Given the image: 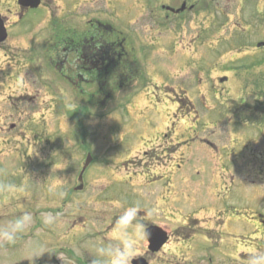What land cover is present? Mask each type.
Segmentation results:
<instances>
[{
  "label": "rangeland",
  "instance_id": "374dc122",
  "mask_svg": "<svg viewBox=\"0 0 264 264\" xmlns=\"http://www.w3.org/2000/svg\"><path fill=\"white\" fill-rule=\"evenodd\" d=\"M207 1L208 6L202 4L181 15L180 20L165 25L134 21L142 13L138 4L131 15L121 14L122 20L116 22L108 21L109 15L90 3L81 10L87 18L75 21L59 3L52 8L55 19L48 21L42 10H36L31 14L35 23L21 30L20 26L0 46L6 50H0V263L4 260V248L6 261L19 264L32 261L40 246L62 245L59 239H47L46 233L40 235L36 226L41 222L49 230L52 225L66 224V209L80 210L59 205L64 201L63 195L49 188L55 189L57 183L60 188L62 179L56 182L54 173H60L63 162L76 165L84 161L88 152L93 156L86 177L90 184L85 189L91 241H102L95 227L105 222L111 224V217L118 216L133 201H142L145 193L162 192V184L169 186L168 198L172 195L183 200L170 197L162 204L157 197L160 203L152 209L153 218L171 230L184 227L185 216L200 218L204 211L200 209L204 185L190 189L189 177L187 181V175L181 180L188 171L185 168L174 175L167 169H157L155 166L163 160H152L155 155L151 151L144 154L157 138L159 144L165 140L168 145H176L181 134V141L195 134L197 140L202 136L213 143L216 149L195 142L177 148L182 149L184 166L193 167L190 171L194 182L202 180L204 167L206 175H211L219 164L229 162L235 181L240 182L233 204L244 208L240 202L243 199L245 205L258 207L264 214V126L259 130L257 125L264 116H250L257 113L259 105L263 106L264 51L244 52L264 42V0ZM92 20L111 23L126 36V48L130 51L122 57L130 67L121 74L117 70L103 75L107 85L101 93L93 82L98 75L79 71L72 65V56L59 50L67 34L80 31L78 28L84 25L94 28ZM15 46L24 52L14 50ZM91 77L93 80L89 81ZM182 97L203 114L201 122L191 130L192 121L176 118ZM245 123L249 124L246 128ZM167 132L169 139H163ZM221 136L226 142L221 141ZM245 144H251V148L246 149ZM252 149L260 153V167H247ZM171 156L174 158L166 157L167 162L177 161V153ZM210 157L219 163L216 168L203 162V158L211 162ZM44 164L54 166L46 169ZM147 170L166 171L167 176L160 183L144 186L140 175ZM196 171H200L198 175ZM221 171L224 173L221 169L217 173ZM207 197V203L214 204ZM185 200L186 205L179 206ZM192 200L195 201L188 202ZM38 209L48 211L40 213ZM196 210L197 214H192ZM195 228L190 234L196 240L195 256L184 255L189 264H243L241 260L246 259L253 264V257L259 252L238 245L226 246L220 235L209 232L210 228L208 231L201 224ZM234 228L218 232L226 234ZM15 230L18 231L14 235ZM8 233L12 234L11 240L6 238ZM240 233L248 235L245 231ZM261 235L264 239V232ZM236 240L241 239L237 236ZM180 245L189 248L186 243ZM171 247L174 245L169 246L167 255ZM143 248L140 241L133 240V257H147ZM245 252L248 254L244 255Z\"/></svg>",
  "mask_w": 264,
  "mask_h": 264
},
{
  "label": "flooded vegetation",
  "instance_id": "af4514ba",
  "mask_svg": "<svg viewBox=\"0 0 264 264\" xmlns=\"http://www.w3.org/2000/svg\"><path fill=\"white\" fill-rule=\"evenodd\" d=\"M59 3H61V9L66 12L67 16L73 15L75 21L79 19L82 21L87 18V15L81 12V10L84 11L86 5L90 3L101 7L105 11V14L109 15L108 21L116 20V22L122 20L120 17L121 14L127 15L128 13L131 15L133 9L137 7L135 5L138 4L142 13L135 17L134 21H138V23L144 22L146 24L156 23V25H165L169 21H178L181 19V15L188 14L195 8H200L202 4L208 6L207 0H134V2L133 0H39L37 7L32 9L22 5L19 0H0V18L7 30V39L5 42L0 43V46L4 45L7 40L12 37L13 33H16V30L19 29L20 26H22L20 30L26 26L30 28L35 23L31 14L36 10H42L45 13L44 18H48V21H52L53 17L55 19V13L52 12V8L59 6ZM72 22L74 23L73 19ZM92 22L94 23V28L90 29L89 26L85 27V25L79 27L78 29H80V31H73L71 34H67L60 42V49L59 46L57 49L61 52H69L72 56V65H74L75 68L84 72L97 74L100 78V81H97L98 90H100L99 92L101 93V90L106 87V81L103 75H107L109 72L115 73V70H120L122 66H124L122 63L123 52L130 51L126 48V36H123L121 32L117 31L111 23H107V21L103 20H92ZM0 50L6 51L4 48ZM14 50L21 49L15 46ZM251 51H264V46L260 48L256 46L254 49L250 48L244 52ZM21 52H24V50H21ZM185 99L186 98L182 97L180 99V104L178 103V116L176 118H182L185 119V121L189 119L192 121L193 124L191 126L189 125V130H191L192 127L197 126L198 122H201L203 114L196 111L194 103L190 101L186 103ZM197 99L200 101L199 98ZM176 100H178V98H176ZM262 104L263 106L259 105L257 108L255 106L257 113H252L250 116H255L254 118L263 117L264 101ZM245 116H247V114H245ZM263 120L264 119L257 123L259 130L261 126H264L262 123ZM211 124L212 126L214 125V123ZM204 125L205 123H203L202 126ZM247 126H249V124L245 123L243 127L246 128ZM172 129H174V126H172ZM169 135L170 132H167L162 135V138L169 139ZM182 137V134L178 137L176 145L172 144L173 140H169L172 145H168L165 140L162 144H159L160 141L159 138H157L154 144L152 142L153 147L144 152V154L147 156L149 151L154 153L155 157H152V160L155 158L163 160L155 167L157 169H167L172 175L182 173L180 172L182 168L187 169L188 171L185 175L180 177L182 181H184L186 175V181L189 177L192 184L190 189L200 188L204 185V197L201 198L203 207L200 208L201 210L204 209V211L203 214H200V218H196L194 215L185 216L182 220V225L184 227L173 230L167 226H162L157 219L153 218L154 213H152V209L156 203H160L156 200L157 197H159L162 204L171 199L183 200L180 199V197L178 199V196L175 197L177 198L175 199L172 195L170 196L171 199L170 197L168 198L170 193L167 189L169 186L167 187L162 184V192H155L156 194L152 191L145 193L146 198H143L142 201H133L129 208L124 210L123 213L117 214L118 216L115 218L111 217V224L104 221L105 224L95 227L96 229L94 230H98L97 236H99L100 239L102 238V241H91L93 235L89 233V227L92 228V226L87 224L90 215L86 203L88 199L85 196V189H88V183L90 184V181L86 179V177L90 173V165L92 162L81 174L82 162H78L76 165L74 164V166L73 163L66 161L63 162L64 166L61 167L60 173L59 171L54 173L56 182L58 179H62L60 188L57 183L55 189L50 190L54 193L63 195V205L69 204L72 207L80 208V210L74 211L73 208L67 209L64 217L68 219V223L52 225L49 230L44 229V226L39 222L36 226L39 229V234L46 233L47 239L49 236L59 239L62 245L56 248L47 245L44 247L40 246L35 251L37 255L32 261H23L19 264H121V261L126 257L128 258V264H133V259L137 257H142L147 264H189V262H186L187 260L184 255L189 257L195 256L196 240L194 237H191L190 234L193 233V230H196L195 226L199 224L205 226L208 231L210 228L211 231L209 232L212 235H220V239L226 241V246L238 245L249 249H258L259 252L257 256L255 255L253 258L256 260L257 257L259 260L264 261V239L261 235L264 232L262 229V227H264V214L258 207L253 208L249 205H245L243 199L240 200V202L245 206L244 208L233 204V196L240 182L235 181L236 177L232 174L231 164L229 162L219 164L214 157H210L211 162L210 159L205 160V158H203L205 165H214L216 168L219 164L220 166L218 169L224 170V173L221 171V174H218V169H213L211 175H206L208 172L204 167L202 169V180L194 182V176H192L190 171L193 167L184 166L185 160L183 152H181L182 149H177L178 146L181 147L184 145L185 147H189L193 142L206 144V146L211 149H216V146L210 141H206L204 138L197 140L195 134L181 141ZM221 138L222 136L220 139ZM221 141L226 142L225 139H221ZM179 142L180 144H178ZM250 145L251 144H245L244 147L250 149ZM174 153L178 154L177 161L173 160L167 162L166 157L174 158L171 156V154ZM158 154H160V156ZM259 154V152H255L254 149H252L251 153L248 154L247 167L251 164H257L260 167L261 161L259 160ZM50 166L51 164H47L46 167ZM174 166H176V168L173 172ZM146 172V175L141 178V185L144 186L160 183L167 176L166 171L164 173L154 174L149 170ZM199 172L200 171H196L195 175H198ZM144 174L145 171L142 172V175ZM240 178L243 179L242 181L247 180V178L244 177ZM74 181L76 182L75 185H73ZM205 195L208 196L207 198L210 199L209 201L214 204H208ZM194 201L195 200L188 202ZM186 202V200L180 201L179 206L186 205ZM215 202H218L219 205H216ZM156 207H158V205H156ZM38 211L43 213L42 211L46 210L39 209ZM55 212H58V210ZM193 214H197V210L193 212ZM121 215H123V217ZM152 225L162 228V230L168 233L167 241L157 251L149 250L148 240L144 234L145 229ZM230 226H235L234 231L229 233L226 232V234L218 232L219 229H227L230 228ZM17 231L15 230L13 234L15 235ZM240 231H245L248 235L242 234ZM237 236L241 240H244V242L239 243L241 240H236ZM228 238H230V240ZM133 240L140 241L144 245L143 250L145 249L144 254H147V257H133ZM182 243H186L189 248L181 247L180 244ZM170 245H174V248L171 247L167 255V250ZM43 249L48 251L44 250L43 252ZM4 250V260L3 263L0 264H9L5 258L7 249L4 248ZM171 251L176 253L174 254ZM14 253L19 254V251ZM160 254L163 255L161 256Z\"/></svg>",
  "mask_w": 264,
  "mask_h": 264
},
{
  "label": "water",
  "instance_id": "95a60500",
  "mask_svg": "<svg viewBox=\"0 0 264 264\" xmlns=\"http://www.w3.org/2000/svg\"><path fill=\"white\" fill-rule=\"evenodd\" d=\"M35 3L36 0H21V4L27 6L34 7L36 5ZM4 37H5L4 29L0 25V41L4 40ZM90 161H91V156L89 155L86 158L85 164L83 166V170L89 164ZM145 236L149 241V249L152 251H157L166 240L165 233L162 232L161 229L155 226H151L148 229H146ZM133 264H147V263L143 259L138 258L133 260Z\"/></svg>",
  "mask_w": 264,
  "mask_h": 264
},
{
  "label": "clouds",
  "instance_id": "9594fccd",
  "mask_svg": "<svg viewBox=\"0 0 264 264\" xmlns=\"http://www.w3.org/2000/svg\"><path fill=\"white\" fill-rule=\"evenodd\" d=\"M6 238L9 239V240H11L13 238L12 237V234L11 233H8L7 236H6ZM121 264H128V258L126 257L123 261H121ZM253 264H264V261H260L259 258H257L256 260L253 261Z\"/></svg>",
  "mask_w": 264,
  "mask_h": 264
}]
</instances>
